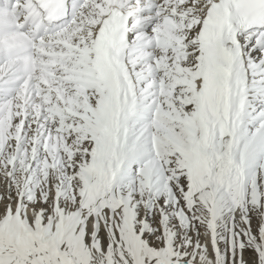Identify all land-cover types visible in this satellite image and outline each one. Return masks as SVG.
Instances as JSON below:
<instances>
[{"label": "snow or ice", "instance_id": "6c2138e0", "mask_svg": "<svg viewBox=\"0 0 264 264\" xmlns=\"http://www.w3.org/2000/svg\"><path fill=\"white\" fill-rule=\"evenodd\" d=\"M0 264H264V0H0Z\"/></svg>", "mask_w": 264, "mask_h": 264}]
</instances>
